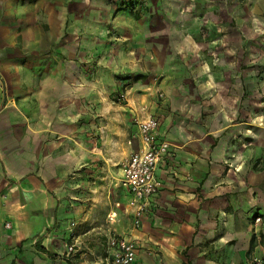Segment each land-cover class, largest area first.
I'll return each mask as SVG.
<instances>
[{
	"label": "crops",
	"instance_id": "crops-1",
	"mask_svg": "<svg viewBox=\"0 0 264 264\" xmlns=\"http://www.w3.org/2000/svg\"><path fill=\"white\" fill-rule=\"evenodd\" d=\"M127 1L11 0L0 18V264H110L111 235L136 264L264 261V0ZM132 116L172 146L139 226Z\"/></svg>",
	"mask_w": 264,
	"mask_h": 264
},
{
	"label": "built area",
	"instance_id": "built-area-1",
	"mask_svg": "<svg viewBox=\"0 0 264 264\" xmlns=\"http://www.w3.org/2000/svg\"><path fill=\"white\" fill-rule=\"evenodd\" d=\"M138 135L142 139V148L135 151L124 161L122 186L129 194V204L135 209L136 225L142 222V217L153 213V199L163 188L162 181L157 176L159 164L171 153V143L160 136L161 120L155 116L139 119ZM116 211L109 214L113 219ZM263 217L257 215L255 224L262 222ZM9 226V225H8ZM74 244L68 245L66 253L75 251ZM138 244L134 240L122 235H111L107 244V253L111 258L110 264H136L138 258ZM256 264H264L263 260Z\"/></svg>",
	"mask_w": 264,
	"mask_h": 264
},
{
	"label": "rangeland",
	"instance_id": "rangeland-1",
	"mask_svg": "<svg viewBox=\"0 0 264 264\" xmlns=\"http://www.w3.org/2000/svg\"><path fill=\"white\" fill-rule=\"evenodd\" d=\"M24 1V3H27V1H29V0H23ZM31 1H33V0H31ZM137 1H139V0H136V2ZM245 2H246V0H244ZM10 2H11V0H0V5H2L3 4V7H4V9L2 8V9H0V18H7V17H9L10 15H12L11 14V10L12 9H10L9 7H10ZM131 2H133L132 0H128L126 3H123L122 5H126L127 3H129V4H131V5H133V3H131ZM231 2H233V0H229V3H231ZM247 3V2H246ZM134 7V6H133ZM248 12V11H247ZM201 14H203V12L201 13ZM183 16H185V13H183ZM187 20H188V17L186 18ZM6 20V19H5ZM183 22H185L184 20H182ZM258 23L262 26V31L259 33L260 35H262V40H264V29H263V27H264V21H262V19L261 18H258ZM188 25V24H187ZM187 25L185 26V31L187 32V34L189 33V31L191 30L190 28L191 27H187ZM4 26H8V27H13V24L12 23H6V24H0V28H3ZM182 27H184V26H182ZM202 30H204V32L205 31H208V28H206V27H203L202 29H200V31L202 32ZM172 32V31H171ZM173 33V32H172ZM148 37L149 38H151V41L153 42V40H157L158 39V37H157V34H156V31L155 30H153V31H150L149 33H148ZM173 39V37H171L170 36V40H172ZM262 43L264 44V41H262ZM171 54H173L174 55V52H172ZM175 56V55H174ZM174 56H172V58H171V61H172V67L170 68L173 72H175L176 70H175V64H177L176 62H177V59L174 57ZM256 63H253V66L255 67L256 65H255ZM249 65H251V64H249ZM256 77H257V79H260V80H264V75H263V73H264V69H259V68H257L256 69ZM171 74V73H170ZM172 74H175V73H172ZM130 78H137L136 77V75H130L129 76ZM148 83L150 82V80L149 81H147ZM144 88V87H143ZM126 91H127V89L125 88V86L123 87V91H122V93H121V97L122 98H124L123 96L125 95V93H126ZM159 97L160 98H163L164 96H165V94H164V92L163 91H159ZM141 118H145V117H140V118H137V117H133L132 116V121H134V123H137L138 121H139V119H141ZM111 260V258L109 259V261Z\"/></svg>",
	"mask_w": 264,
	"mask_h": 264
}]
</instances>
